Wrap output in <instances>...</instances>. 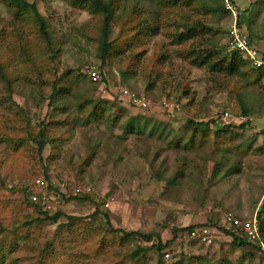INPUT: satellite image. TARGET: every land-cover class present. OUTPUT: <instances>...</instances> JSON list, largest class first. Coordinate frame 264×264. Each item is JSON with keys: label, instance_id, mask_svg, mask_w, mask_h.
I'll return each mask as SVG.
<instances>
[{"label": "rangeland", "instance_id": "374dc122", "mask_svg": "<svg viewBox=\"0 0 264 264\" xmlns=\"http://www.w3.org/2000/svg\"><path fill=\"white\" fill-rule=\"evenodd\" d=\"M24 1L36 6L48 39L29 7L0 0L1 263L264 264L261 249L239 247L226 234L211 247H196L180 227L186 216H203V208L211 216L207 225L219 228L225 213L252 212L241 216L249 220L264 204V180L245 181L246 156L264 152V139L263 148L252 149L249 125L214 133L189 124H210L226 111L264 113V74L249 78L247 64L245 75L225 77L194 62L209 52L231 55L228 32L239 22L264 51V0L164 7L115 0L104 55L103 17L91 1ZM87 69L99 73L100 85ZM116 83L144 93L156 105L152 113L114 94ZM160 102L177 107L165 110ZM41 136L46 146L39 154ZM37 178L49 184L65 178L92 193L39 205L48 217L60 214L54 223L18 186ZM258 223L264 242V216ZM133 232L149 241L123 234ZM158 242L165 246L159 254L150 249L133 257L138 247Z\"/></svg>", "mask_w": 264, "mask_h": 264}, {"label": "built area", "instance_id": "2783aa9c", "mask_svg": "<svg viewBox=\"0 0 264 264\" xmlns=\"http://www.w3.org/2000/svg\"><path fill=\"white\" fill-rule=\"evenodd\" d=\"M228 47L229 50L241 55L247 61H249L254 67L259 68L264 64V60L260 56L259 51L252 45L248 36L236 25H232L228 32ZM86 76L88 79L97 85L101 84V78L99 73L94 69H87ZM112 92L117 94L121 99L127 101L132 106L137 107L144 111H152L155 108V104L144 93L137 90H130L119 83H116L112 87ZM106 89L101 86L100 94L105 96ZM158 107L169 110L173 107H177L174 104H166L160 102ZM224 123H228L233 120V117L229 113H222L219 117ZM240 121L246 122V118L241 117ZM19 187L28 195L29 201L34 204L46 206L51 201L55 202L59 200L61 195L67 197H77L92 193L91 187H80L73 184L68 179H60L50 184L41 179H33L26 183H19ZM105 208H109V201L105 203ZM231 231L232 235L236 238L244 241L246 244L260 247V251H264V242L262 234L260 232V226L256 217L249 220H243L231 213H225L222 216V222L219 228L214 231L209 227H195L188 231L186 236L190 242L199 243L205 247L213 245L215 240V233L218 231ZM164 260L170 259V251L167 250L163 254Z\"/></svg>", "mask_w": 264, "mask_h": 264}, {"label": "trees", "instance_id": "16d2710c", "mask_svg": "<svg viewBox=\"0 0 264 264\" xmlns=\"http://www.w3.org/2000/svg\"><path fill=\"white\" fill-rule=\"evenodd\" d=\"M83 2H89L91 1L92 5L97 8V11L101 13L102 17H103V28H102V40H101V53L104 55L108 52L109 49V34H110V24L111 21L113 19V10H114V3L115 0H82ZM156 1L157 3H159V6H165V5H169V4H177L178 2L182 1V3H184L185 1H189V0H153ZM228 2L232 3V0H227ZM14 3L18 4L21 8L25 9V7H29V13L34 17V20L37 24V26L40 29V32L42 33V35H44L45 39H48V34L45 30V22L44 19L41 17L40 13L38 12L36 6L34 4H27L24 0H13ZM165 4V5H164ZM19 16V15H17ZM240 22L238 23V27H240ZM190 38L193 37V33H190ZM188 36V37H189ZM182 41V40H180ZM262 60H264V51L260 53ZM195 64H197V66L199 67H206L207 69H209V71L211 73L214 74H220L223 75L225 77H240L241 75H245L244 71H246L247 73L249 71H247L244 67L248 64V62L243 59L241 57V55L233 52L231 53V55H224L221 57V55H219L218 53H214V52H209L208 54H205L204 56H197L195 57ZM0 72L2 73V67H0ZM252 72L249 78H253V75L257 76V79H260L262 77V75L264 74V65H262L259 68H255L252 67ZM256 74V75H255ZM256 79H254L255 81ZM91 83V82H90ZM92 84V83H91ZM57 88V83L56 81L53 83V93H52V98L57 94L56 89ZM152 113V112H151ZM249 113L244 112V115H248ZM189 124L194 125V123L191 121L189 122ZM131 125V124H130ZM201 126V125H199ZM138 127L140 128V125H138ZM137 127V128H138ZM136 128V130H137ZM138 128V130H140ZM37 146H38V153L41 154L43 152V150L45 149L46 143L43 139V137L41 136V139L37 142ZM43 180H45L44 178H41ZM46 181V180H45ZM23 194L25 195V199L27 201H29V197L28 195L23 191ZM91 194V193H90ZM87 195V194H86ZM79 197V196H77ZM77 197H73V198H77ZM85 198V197H84ZM264 202V200H263ZM29 203L32 205L34 203H31L29 201ZM44 207V206H41ZM46 207V206H45ZM34 209L38 210L39 214L44 215V220H48V221H52V222H57V217L60 215L59 213H57L55 216L53 217H48L45 213H41L40 209H39V205L38 204H34L33 205ZM263 211H260V213H258L257 218L259 221H261L263 213H264V204L262 206ZM43 219H41L42 221ZM260 226V232L262 234V226L259 224ZM190 228L187 229H182V233H186L187 231H189ZM117 233H120V231H116ZM224 232V231H223ZM176 231H174L172 234H175ZM224 233H226L227 235L232 236V234L228 231H225ZM122 234V232L120 233ZM125 237H144V239H146V241H149V237L146 236L145 234H141L138 232H133V233H123ZM232 241L234 242L235 245L239 246V247H243V246H252L255 247L253 245H249L246 244L244 241L239 240L237 238H234L232 236ZM165 246H162L160 244V242H158L157 245H153L151 246L149 249L146 247H138L137 251L133 254V257H136L139 253L141 252H145L148 251L150 249H153L156 251V253H160L162 251V249ZM257 248V247H255ZM258 249V248H257ZM259 250V249H258ZM2 255L0 254V264H2ZM163 264V263H160Z\"/></svg>", "mask_w": 264, "mask_h": 264}, {"label": "crops", "instance_id": "0c3cea01", "mask_svg": "<svg viewBox=\"0 0 264 264\" xmlns=\"http://www.w3.org/2000/svg\"><path fill=\"white\" fill-rule=\"evenodd\" d=\"M252 45L259 51V53L263 52L255 44L252 43ZM242 58L245 59L244 57H242ZM247 62H248V64L251 67H254L249 61H247ZM137 109H139V108H137ZM175 109H176V107H175ZM169 110H172V109H169ZM142 111H144V110H142ZM244 112H247V111H244ZM222 113H225V112H222ZM226 113H229V112L226 111ZM231 116L233 117V120L230 121V122H228V123H224V122H222L221 120L218 119V120H213L210 124L209 123H194V125H195L196 128H198V126L201 125V126H199V127H201L200 128L201 130L202 129H207V130L211 129L212 131L214 130V133H220V132H225V131L228 132L229 129L231 130L232 128H235V127H237V128H244L247 125H249L251 127V129L248 131L249 132L248 133L249 134L248 136H249V138H251V142L253 143L252 146H251L252 149H255L254 148L255 147V143L257 144L256 146L263 148L262 142H263V139H264V137H263V135H264V113L261 114V115H255V116H253V115L252 116H243L242 115L240 117H234L233 115H231ZM241 117L246 118V122L240 121V118ZM209 126H211V127H209ZM247 158H248V160H247V166H246L245 170L249 173V176L247 178H245V181L248 180L247 181L248 183L249 182H252L253 185L255 184L256 186H259L258 183H261L260 185L262 186V184H263L262 182L264 180L263 179V177H264V152L263 151H255L252 154L249 153L246 156V159ZM251 174H253V175L251 176ZM182 176H181L182 179L185 178L184 177V173L182 174ZM246 199L249 200V197L246 198ZM244 203L246 204V201L243 202L242 204H244ZM109 205H110V203H109ZM203 210H204V211H202L204 213L203 216L200 215L199 213L198 214H195V215L186 216V218H184V220H183L184 222H186V224L185 225H181L180 226L181 229L190 228V230H192L195 227H204V226H206V227L211 228L214 231L217 227H212V225H207L209 223V221H211V216L208 215L209 213H207V209L203 208ZM260 211H263V208ZM260 211L258 213H260ZM237 214L240 215L239 217L241 219H243L242 217L249 216V215L252 214V212H248V211H245V210H241V211H238ZM263 216H264V213H263ZM263 216H262V218H263ZM253 218L254 217H252L250 219H253ZM221 222H222V217H221L220 223ZM197 224H200V225H197ZM223 231L225 232V230H222V231H218V232L215 233L214 243L220 237H224V234H226V233H224ZM187 232L186 233H183V236H184V238L189 243H192L196 247H204V248H207V247H205L202 244L190 242L187 239V236H186ZM228 232H230L232 234L231 231H228ZM220 234H222V236ZM232 236L234 238H236L234 235H232ZM232 236L227 235V237H229L231 239H232ZM214 243H213V245H214ZM255 247H257V246H255ZM257 248L259 249V247H257Z\"/></svg>", "mask_w": 264, "mask_h": 264}]
</instances>
